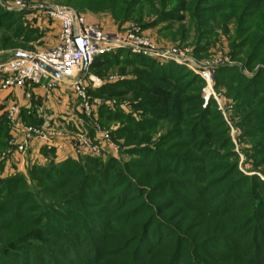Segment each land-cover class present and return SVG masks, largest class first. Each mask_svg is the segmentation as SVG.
Instances as JSON below:
<instances>
[{"label":"rangeland","instance_id":"rangeland-1","mask_svg":"<svg viewBox=\"0 0 264 264\" xmlns=\"http://www.w3.org/2000/svg\"><path fill=\"white\" fill-rule=\"evenodd\" d=\"M54 8L138 29L186 59L118 52L85 78L89 116L69 94L68 109L42 111L70 145L83 137L98 152L50 161L42 183L12 194L0 226L15 212L27 223L0 238V264H264V0H33L13 11H40L57 39ZM23 20L27 37L1 29L0 48L14 33V50L51 46L37 43L35 17Z\"/></svg>","mask_w":264,"mask_h":264},{"label":"built area","instance_id":"built-area-1","mask_svg":"<svg viewBox=\"0 0 264 264\" xmlns=\"http://www.w3.org/2000/svg\"><path fill=\"white\" fill-rule=\"evenodd\" d=\"M32 1L1 0V5L12 11L19 7L28 8ZM47 15L59 21L60 29L56 43L40 52L27 53L32 59L13 56L0 61V90L28 86H41L51 90L64 85L74 96L77 110L89 116L92 109L85 78L89 75V66L96 57L125 50L131 55L161 62L186 59L185 52L181 48H162L135 28L108 31L101 24L90 23L83 15L69 8L49 9ZM77 39L80 40L79 44ZM84 57L87 67L81 75ZM33 59L57 72L59 76L52 75ZM190 63L193 66V62ZM201 75L209 84L211 72L203 70ZM18 113V107L13 106L10 109L9 117L12 122ZM55 137H61V133L52 127L28 124L13 131L8 139V146L14 151L23 153L28 142H47ZM107 140L105 134L97 137L99 145ZM71 148L75 156L93 155L98 152L97 146L83 137H78L73 144L71 143Z\"/></svg>","mask_w":264,"mask_h":264},{"label":"crops","instance_id":"crops-1","mask_svg":"<svg viewBox=\"0 0 264 264\" xmlns=\"http://www.w3.org/2000/svg\"><path fill=\"white\" fill-rule=\"evenodd\" d=\"M15 11L20 12L22 18L28 21L35 17L36 25L34 24V27H40L38 28L41 30L39 33L44 29L37 43L42 41L43 46L46 44L52 46L56 43V38L46 39V34L49 35V32L45 31L46 22L43 20L44 18L41 16L40 11L34 13L25 12L24 10ZM45 41L48 43L46 42L45 44ZM18 52L23 51L21 49H0V61L9 59ZM68 94L73 98V100L71 98L73 108L77 110L74 96L64 85H59L51 90H47L41 86L0 90V122L4 130L7 131V139H0V180L14 175L28 177L33 167L43 166L50 161L57 163L68 157H75L68 138L62 137H55L47 142H28L23 153L14 151L8 146V139L14 130L28 124L46 125V117H44L42 111L49 110L56 115L59 106L61 109H68L66 108L70 102ZM13 106L19 109V113L14 117V122L9 117L10 109ZM67 119L74 123L81 122L80 119H77V115L74 112L69 114Z\"/></svg>","mask_w":264,"mask_h":264},{"label":"trees","instance_id":"trees-1","mask_svg":"<svg viewBox=\"0 0 264 264\" xmlns=\"http://www.w3.org/2000/svg\"><path fill=\"white\" fill-rule=\"evenodd\" d=\"M23 25V27H22ZM12 28H16L18 29L17 34H23L27 37L28 33L25 32L24 30V20L22 18V15L20 12H16V11H6L4 10V8L0 5V30L1 29H6L7 31L9 29ZM16 34H12L11 37L8 38V36H5L3 38V41H1L2 47L0 49H15V46H7V39L8 41H12L13 39H16ZM17 47V46H16ZM118 52H124L129 56L135 57L136 59H139L141 61V63H151L154 62L153 60H150L148 58H143V57H139V56H134L131 55L129 52L125 51V50H117L114 53H110V54H105L99 57H96L92 63L89 66V73L93 71V69H96L99 67V65L107 60L109 57L114 56L116 53ZM154 94H156V96H163V99L165 101H167V97L168 95H166V92L163 90H157V89H153ZM0 139H7V131L4 130V127L2 126L1 122H0ZM68 162V161H67ZM66 163V162H65ZM48 169V168H47ZM53 168H51L49 170V172L52 171ZM66 171V170H65ZM48 170H44L41 167H33L30 170L29 176L28 177H24L22 175H14L12 177L9 178H5V179H1L0 180V217H4L5 215H8L9 213H11L12 211V204H10L12 201H14L15 199L17 200L18 198L13 197V193L16 192L17 189H19L21 186L25 185L26 183H32L34 181L35 185H38L40 183H42V178L46 175L49 174ZM68 171H66L67 173ZM36 187V186H35ZM15 198V199H14ZM18 202V201H17ZM14 207V206H13ZM13 213V212H12ZM14 217L12 220L13 225H6V226H0V231H2V234L0 235V238L6 236V237H10V236H14L13 238L20 236V232L22 231V226L25 223H27L26 221H23L22 216H18L16 214V212L13 214ZM11 229V230H10ZM8 230V231H7ZM4 232H7V234L5 235ZM3 235V236H2Z\"/></svg>","mask_w":264,"mask_h":264},{"label":"water","instance_id":"water-1","mask_svg":"<svg viewBox=\"0 0 264 264\" xmlns=\"http://www.w3.org/2000/svg\"><path fill=\"white\" fill-rule=\"evenodd\" d=\"M77 42H78V44H79V43H80V40L77 39ZM15 57H27V58L32 59L31 56H30L29 54L24 53V52H18V53H16V54H15ZM33 60H34L35 62H37V63L40 65V67H42L43 69H45L46 71H48V72L51 73L52 75H54V76H56V77L59 76L57 72L52 71L50 68H48L46 65L40 63L38 60H36V59H33ZM86 67H87V61H86V58L84 57V58H83V63H82V69H81V72H80L81 75L84 74V72H85V70H86Z\"/></svg>","mask_w":264,"mask_h":264}]
</instances>
